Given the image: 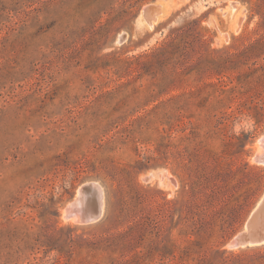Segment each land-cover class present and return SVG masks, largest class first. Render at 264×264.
<instances>
[{"label":"rangeland","instance_id":"1","mask_svg":"<svg viewBox=\"0 0 264 264\" xmlns=\"http://www.w3.org/2000/svg\"><path fill=\"white\" fill-rule=\"evenodd\" d=\"M263 136L264 0H0V264H264Z\"/></svg>","mask_w":264,"mask_h":264},{"label":"water","instance_id":"2","mask_svg":"<svg viewBox=\"0 0 264 264\" xmlns=\"http://www.w3.org/2000/svg\"><path fill=\"white\" fill-rule=\"evenodd\" d=\"M82 192H83V199H84V204L78 208L81 213H82V222H95L97 220H99L102 216L103 213L100 212L99 209V203H98V191L97 189L94 188V186L91 185L90 182L85 183L82 187ZM86 194L88 195H92L93 196V202L90 201L89 199L86 198ZM86 199V200H85ZM258 209H257V214L256 215V220L254 221V219L250 220V216L248 218V220L246 221V224L248 223V221L250 220V225L251 227H253V229H258V227L261 224H264V222L262 221V211L264 209V195L262 197V199L260 200V202L258 203ZM246 224H245V228L243 230H241L239 233H237L231 240L230 242H234L235 246L234 247H238V246H244V245H248V244H262L264 243V240L262 241H258L255 239V237L253 236V234L251 235L250 231H248V229L246 228Z\"/></svg>","mask_w":264,"mask_h":264},{"label":"bare ground","instance_id":"3","mask_svg":"<svg viewBox=\"0 0 264 264\" xmlns=\"http://www.w3.org/2000/svg\"><path fill=\"white\" fill-rule=\"evenodd\" d=\"M154 7V6H153ZM151 8V7H150ZM156 8V7H155ZM155 10V9H154ZM155 12V11H154ZM161 14V13H160ZM159 17V16H158ZM261 145H264V136L263 138L261 139ZM258 148V147H257ZM258 152V151H257ZM259 153L260 155L261 154H264V148L263 147H260L259 145ZM258 155V154H257ZM258 157H260L258 155ZM92 186H94L95 189H97L98 191V203H99V209H100V212L103 213L104 209L102 210L103 208V198H105V194H104V190L102 189L101 185L96 183V182H90ZM83 192H82V188L80 187L79 189V192H78V195L77 197L67 206L66 209L69 210L70 214L74 213V216H73V219L75 220H82V213L80 211H78L83 204H84V199H83ZM86 200V199H85ZM105 200V199H104ZM259 206H257L252 212H251V216H250V220L254 219V221L256 220V215L257 214V209H258ZM77 213V215H75ZM72 219V218H71ZM250 220L248 221V223L246 224V228L248 229V231H250L251 235L253 234V236L255 237L256 240L258 241H263L264 240V224H261L258 229H253V227H251L250 225ZM74 221V220H73ZM262 221L264 222V209L262 211ZM231 245L232 246H235L234 242H231Z\"/></svg>","mask_w":264,"mask_h":264}]
</instances>
